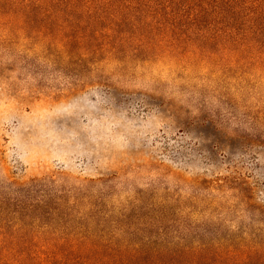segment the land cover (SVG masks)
<instances>
[{"label":"rangeland","instance_id":"1","mask_svg":"<svg viewBox=\"0 0 264 264\" xmlns=\"http://www.w3.org/2000/svg\"><path fill=\"white\" fill-rule=\"evenodd\" d=\"M0 264H264V0H0Z\"/></svg>","mask_w":264,"mask_h":264}]
</instances>
